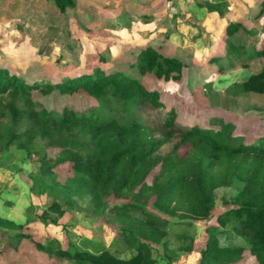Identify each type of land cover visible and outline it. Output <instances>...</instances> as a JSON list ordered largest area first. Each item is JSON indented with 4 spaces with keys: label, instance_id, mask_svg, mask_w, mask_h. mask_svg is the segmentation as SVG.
Masks as SVG:
<instances>
[{
    "label": "rangeland",
    "instance_id": "374dc122",
    "mask_svg": "<svg viewBox=\"0 0 264 264\" xmlns=\"http://www.w3.org/2000/svg\"><path fill=\"white\" fill-rule=\"evenodd\" d=\"M262 1L77 0L60 12L52 0H0V68L28 84L53 83L94 71L120 72L156 91L165 111L173 109L180 123L230 121L235 133L251 143L264 138V95L238 93L236 85L264 64L253 52H264ZM200 4L219 7L220 12H207ZM232 23L240 27L230 38L225 31ZM228 40L237 58L228 53ZM145 48L178 60L180 80L142 76L133 64ZM33 98L48 110L65 102L78 111L96 105L83 92L71 97L36 92ZM141 115L151 126L160 119L151 108ZM33 146L40 148L38 142ZM9 152L0 160V264H76L39 251L34 243L90 252L104 249L129 258L135 254V243L123 236V230H131L134 239L149 245V256L156 264H197L206 229L216 225L218 214L233 207L237 193V185L215 190L211 217L204 221L171 216L153 207L152 199L135 195L110 197L98 206L84 197L52 225L40 216L53 197L30 189L28 174L36 165L22 160L25 154L14 146ZM56 175L59 182L69 176L65 166L57 168ZM124 203H134L143 214L165 220L159 232L163 236L155 241L141 238L140 214L124 223L113 213L114 206ZM15 233L30 239L16 244L8 238ZM217 238L221 245L236 243L233 236ZM234 264L257 263L244 252Z\"/></svg>",
    "mask_w": 264,
    "mask_h": 264
},
{
    "label": "trees",
    "instance_id": "16d2710c",
    "mask_svg": "<svg viewBox=\"0 0 264 264\" xmlns=\"http://www.w3.org/2000/svg\"><path fill=\"white\" fill-rule=\"evenodd\" d=\"M75 1L52 0L60 12L73 7ZM198 7L220 12L219 7L208 4ZM239 27L229 24L225 32L231 38ZM231 43L228 40L227 51L237 58ZM253 52L264 59V52ZM133 66L142 76L152 75L157 80L181 78L182 64L152 48L140 51ZM236 89L246 95H264V64ZM36 92L69 97L83 92L96 105L78 111L65 102L59 109L48 110L33 98ZM150 108L160 115L152 126L141 115ZM210 124L215 129L209 128ZM35 142L40 148L33 146ZM12 146L25 154L22 160L36 165L28 174L31 191L53 197L40 216L52 225L72 210L78 199L89 197L98 206L105 199L124 195L152 199L153 207L180 219L204 221L211 217L215 190L237 185L233 207L218 214L216 225L206 229L208 236L197 264H234L244 252L257 264H264V138L246 142L230 121L213 118L206 123H180L173 109L165 111L156 91L146 90L138 79L120 72L94 71L53 83L28 84L0 68V160ZM60 166H65L69 175L63 182L56 175ZM112 209L124 223L140 214L138 220L144 226L141 238L155 241L163 236L164 232H159L166 221L143 214L134 203ZM121 233L135 243V254L129 258L104 249L90 252L34 246L76 264L157 263L149 256L146 242L134 239L131 230ZM218 235L233 236L236 243L221 245ZM8 238L16 244L30 239L22 233Z\"/></svg>",
    "mask_w": 264,
    "mask_h": 264
}]
</instances>
